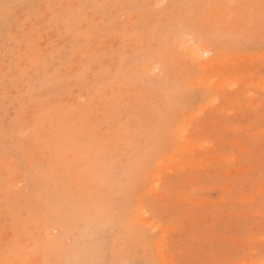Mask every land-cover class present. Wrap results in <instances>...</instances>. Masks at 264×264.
I'll list each match as a JSON object with an SVG mask.
<instances>
[{
    "label": "rangeland",
    "instance_id": "374dc122",
    "mask_svg": "<svg viewBox=\"0 0 264 264\" xmlns=\"http://www.w3.org/2000/svg\"><path fill=\"white\" fill-rule=\"evenodd\" d=\"M0 264H264V0H0Z\"/></svg>",
    "mask_w": 264,
    "mask_h": 264
},
{
    "label": "bare ground",
    "instance_id": "6f19581e",
    "mask_svg": "<svg viewBox=\"0 0 264 264\" xmlns=\"http://www.w3.org/2000/svg\"><path fill=\"white\" fill-rule=\"evenodd\" d=\"M176 6V5H175ZM181 12V11H180ZM192 16V15H191ZM183 24H184V22H183ZM177 38V37H176ZM206 51V50H205ZM197 81V80H196Z\"/></svg>",
    "mask_w": 264,
    "mask_h": 264
}]
</instances>
